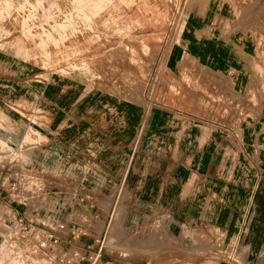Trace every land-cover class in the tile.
Returning <instances> with one entry per match:
<instances>
[{
  "label": "rangeland",
  "instance_id": "rangeland-1",
  "mask_svg": "<svg viewBox=\"0 0 264 264\" xmlns=\"http://www.w3.org/2000/svg\"><path fill=\"white\" fill-rule=\"evenodd\" d=\"M184 2L0 0V264H99L125 252L108 244L131 241L136 180L172 158L142 137L189 98L170 65ZM252 166L227 172L259 180L236 188L262 200L246 204L234 233L214 235L227 264H264V244L252 247L264 243V169ZM173 225L160 217L145 229ZM88 240L96 253L82 258L73 244Z\"/></svg>",
  "mask_w": 264,
  "mask_h": 264
},
{
  "label": "crops",
  "instance_id": "crops-1",
  "mask_svg": "<svg viewBox=\"0 0 264 264\" xmlns=\"http://www.w3.org/2000/svg\"><path fill=\"white\" fill-rule=\"evenodd\" d=\"M170 65L181 81L188 79L189 98H179V108L174 99L170 116L162 114L158 130L142 138L155 140V153L172 158L151 163L131 183L140 203L126 211L131 241L109 242L125 252L103 253L99 264H227L216 254L227 246L219 247L214 235L234 233L246 204L262 202L250 189L236 188L260 186L259 180L226 176L242 163L253 165L252 173L264 169L256 140L264 138V0H185ZM3 83L1 59L0 101ZM160 217L173 219V227L145 229ZM90 242L73 248L82 258L92 255Z\"/></svg>",
  "mask_w": 264,
  "mask_h": 264
},
{
  "label": "built area",
  "instance_id": "built-area-1",
  "mask_svg": "<svg viewBox=\"0 0 264 264\" xmlns=\"http://www.w3.org/2000/svg\"><path fill=\"white\" fill-rule=\"evenodd\" d=\"M57 243H58L57 238H54V246H56Z\"/></svg>",
  "mask_w": 264,
  "mask_h": 264
}]
</instances>
